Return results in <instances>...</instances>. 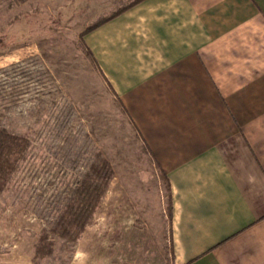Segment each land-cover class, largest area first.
<instances>
[{
	"label": "rangeland",
	"instance_id": "374dc122",
	"mask_svg": "<svg viewBox=\"0 0 264 264\" xmlns=\"http://www.w3.org/2000/svg\"><path fill=\"white\" fill-rule=\"evenodd\" d=\"M134 1L0 0V130L31 142L0 191V264H176L167 176L92 50L109 21L87 32ZM105 161L104 195L61 236Z\"/></svg>",
	"mask_w": 264,
	"mask_h": 264
},
{
	"label": "crops",
	"instance_id": "0c3cea01",
	"mask_svg": "<svg viewBox=\"0 0 264 264\" xmlns=\"http://www.w3.org/2000/svg\"><path fill=\"white\" fill-rule=\"evenodd\" d=\"M103 27L94 56L170 185L176 264H264V0H146Z\"/></svg>",
	"mask_w": 264,
	"mask_h": 264
},
{
	"label": "trees",
	"instance_id": "16d2710c",
	"mask_svg": "<svg viewBox=\"0 0 264 264\" xmlns=\"http://www.w3.org/2000/svg\"><path fill=\"white\" fill-rule=\"evenodd\" d=\"M142 0H136L133 3L114 12L110 17L105 18L99 24L88 29V33L103 25L104 23L116 18L124 11L130 9ZM31 142L26 136H17L10 134L5 130H0V191L8 188V183L11 175L20 168L21 162L29 154ZM104 164H96L90 170L82 181L80 198L78 199V216L77 219L61 218L59 230L63 237H76L83 230L87 220L89 219L92 207L100 201L107 188L110 178V166L105 161ZM72 205V209L76 208ZM67 219V220H66Z\"/></svg>",
	"mask_w": 264,
	"mask_h": 264
}]
</instances>
